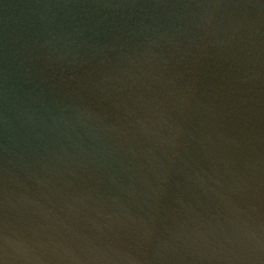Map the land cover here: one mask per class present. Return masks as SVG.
<instances>
[{"label": "water", "instance_id": "water-1", "mask_svg": "<svg viewBox=\"0 0 264 264\" xmlns=\"http://www.w3.org/2000/svg\"><path fill=\"white\" fill-rule=\"evenodd\" d=\"M0 264H264V0H0Z\"/></svg>", "mask_w": 264, "mask_h": 264}]
</instances>
